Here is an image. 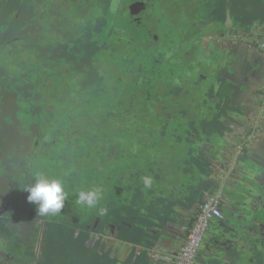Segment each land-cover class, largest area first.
Instances as JSON below:
<instances>
[{
  "label": "flooded vegetation",
  "instance_id": "af4514ba",
  "mask_svg": "<svg viewBox=\"0 0 264 264\" xmlns=\"http://www.w3.org/2000/svg\"><path fill=\"white\" fill-rule=\"evenodd\" d=\"M12 1L0 0V10ZM238 1L77 0L87 14L80 16L71 0H34L53 11L43 24L44 33L48 32L43 46L48 56L41 57V89L46 96L56 88L64 98L70 93L85 103L101 98L108 105L94 102L77 113L78 122L82 116L91 122L85 130L80 124L69 128L52 121L37 129L33 137L27 105L25 117L17 116L19 128L15 124L0 126V133H4L0 137L14 140L9 142L16 145L12 149L22 143L32 146L19 179L11 187L9 178H4L3 187L0 181V264H179L209 198H214L220 215L207 219L190 264H264V189L260 191L264 186L255 191L249 187L255 173L243 179L249 185L236 187L239 205L230 206L223 197L225 189H210V178L217 186L223 175L220 165L214 163L218 168L212 170L203 161L200 173L190 163L194 157L205 158L213 147L212 140L236 149L243 143L224 124L228 118L230 123H226L237 125L236 131L243 129L229 117L237 110L236 103L224 94V84L241 76L231 71L224 40L228 32L224 24L235 23ZM88 2L91 6L85 7ZM23 14L21 21L25 23L34 17V10L24 9ZM88 16V24H84ZM74 18L84 29L77 28ZM59 28L67 34L59 35V41L69 59L58 57L57 48L48 52L50 35ZM88 30L89 37L83 38L80 34ZM12 35L0 40V91H17L19 99L27 102L31 88L24 94V82L1 71L7 66L14 68V64L24 65L33 78V58L28 51L37 45L21 43L17 32ZM79 43L95 45V50L90 53L84 46L80 51ZM45 61L53 67L47 68ZM9 83L13 89L5 87ZM228 83L231 93L237 94L236 84ZM248 107L255 108L253 103ZM249 155L254 166L252 151ZM248 168L251 171L250 165ZM147 172L156 178L169 172L171 195L175 197V207L166 209L164 215L174 213L170 223L174 236L165 234L164 250L155 252L148 248L155 247L150 239L158 237L154 232L159 227L140 229L142 239L133 246L122 235L128 230L124 222L151 226L156 222L144 215L160 218L159 211L147 204L139 185ZM36 173L64 181L68 197L61 213L40 216L27 204L24 188ZM18 181L20 186L23 182L21 191L16 189ZM90 188L102 189L103 198L93 208L77 204L78 192ZM100 207H106L108 214L98 215ZM253 239L258 243L252 245Z\"/></svg>",
  "mask_w": 264,
  "mask_h": 264
},
{
  "label": "water",
  "instance_id": "95a60500",
  "mask_svg": "<svg viewBox=\"0 0 264 264\" xmlns=\"http://www.w3.org/2000/svg\"><path fill=\"white\" fill-rule=\"evenodd\" d=\"M228 17H230V11L228 10ZM256 22H253L252 25L245 26L241 21L239 24L234 22L227 21L224 24L225 29H228V32L224 35L225 45L229 48L228 56L231 59V71L233 74L239 73L241 76L237 75V78H230L228 82L236 84L235 91L239 92L237 94L231 93L233 88L230 83L226 82L224 84V94L229 99L233 100L236 103L235 113L231 117L234 121L239 123L240 126H243V129L236 131V127L224 122V124L231 127L243 141L242 145L236 149L230 147L229 145L225 146L221 142H212L213 147H210L207 153L204 154L205 158H191L195 155H190L188 157L191 160V164L196 166L201 173V164L204 162L208 163V167L212 170L217 169L218 167L214 164L217 163L221 167V173L223 174L220 178V181L217 182V186L214 183V178H210V189L217 187L219 190L225 189L224 199L229 201V205H237V200L239 190L236 188L239 184L248 182L243 181L245 177H250L251 172L255 173L253 177L252 185L249 187L254 190L260 189L264 186V29L259 25H255ZM246 40L248 43L243 42ZM254 43L255 52H251L250 44ZM260 42V47L257 48V44ZM233 50V51H231ZM246 92V93H244ZM248 103H253L255 108L248 107ZM238 115L239 117H236ZM244 117V118H243ZM234 145V143H231ZM197 146L200 147V144ZM193 146L192 149H194ZM202 149L206 150L201 146ZM250 151L254 154L252 165L251 157L249 155ZM197 156V155H196ZM250 165L251 171L248 168ZM248 174V176H246ZM146 175L151 176L153 179V184L150 188H145L143 182L141 181L139 185L143 190V197L146 200L148 205H152L154 210L159 211L160 218H154L149 215H144L143 218L149 221H155L156 224L149 226L146 223H135L130 224L124 222L128 230L125 231L122 235L125 237H134L137 234V231L140 229L144 231H150V228L153 226L159 227V230L154 232V235H158L154 240L150 239L151 243L155 244L154 248H148L153 252L157 250H164L162 238L165 234L173 237L171 235L174 233L175 228L170 224L172 222V217L174 213H170L167 217L164 215L167 214L166 209L169 207L174 208L175 204L173 201L175 197L171 195L172 186L169 172L164 173L156 178L154 175H149V172ZM227 183V185L225 184ZM239 188V187H238ZM132 189V187H130ZM264 188H261L260 191H263ZM255 191V190H254ZM239 205V204H238ZM137 218V216H133ZM162 218V219H161ZM118 231L113 235V238L118 237ZM140 237V236H139ZM129 245H135L132 241L124 240ZM119 242V241H118ZM124 242V244H125ZM258 241L253 239V244H257ZM122 248V247H121ZM123 249V248H122Z\"/></svg>",
  "mask_w": 264,
  "mask_h": 264
},
{
  "label": "rangeland",
  "instance_id": "374dc122",
  "mask_svg": "<svg viewBox=\"0 0 264 264\" xmlns=\"http://www.w3.org/2000/svg\"><path fill=\"white\" fill-rule=\"evenodd\" d=\"M19 1H21L22 3H19L18 0H13L12 3L9 4V6L5 10H0V13L4 12V15H0V40L10 38L11 36H13L12 34L14 32H17L18 35L20 36L19 41H21V43L26 44V42H29L30 44L37 45V47L31 49V51L30 50L28 51V53H31V56L33 58L30 64L31 65L30 68L32 72L33 68L41 69L42 68L41 64L44 65V63L41 61L42 55L43 57L48 56L46 53H44L46 52V48L43 47L44 37H45L44 34L46 33V32L44 33L43 24H44V20L47 19L48 13H52L53 11L50 9V6L38 5L41 3H35L34 0H19ZM41 1L45 2L47 0H41ZM71 1L74 3L72 8L77 15L80 16L87 15L86 13H83L84 6L79 5L77 0H71ZM30 3L33 4L32 8L31 6H29ZM90 6H91V2H88L86 3L85 7H90ZM24 9L26 10L29 9L30 11L31 9L34 10V17L31 20H26L25 23L24 21H21V18L22 19L25 18V15L23 14ZM21 12L23 15L19 17L18 15L21 14ZM74 21L75 23H78L77 28L81 27L84 29V24H88L89 16H88V20L84 21V24L82 22H78L76 18H74ZM30 29L32 30V33H30ZM64 33H65L64 29L59 28L57 33L55 31L53 34L50 35V40L48 42L49 44L48 52L49 54H51L53 50L57 48L58 57L63 56V58L69 59L67 53L64 54V52L66 51L65 48L62 47V45L64 44L62 43V41L61 42L59 41V39L61 38L59 37V35L60 36L67 35L66 33L65 34ZM46 34L48 35V32ZM89 34H90V30H88L87 32H83L80 35H83V38H86L89 37ZM80 35L79 38L81 41L82 38L80 37ZM84 46L87 47L86 45L79 43L78 47L80 48V51L84 50ZM87 48L90 49V53H91L95 50V45L90 44V47ZM62 52L64 55H62ZM45 64L47 68L53 67L51 63H47L46 61ZM14 65L20 66L19 64H14ZM16 66L14 68H10L11 71H15ZM26 67L28 68V66ZM42 71L43 70L41 69V72ZM2 85L3 84H0V86ZM5 87H10L11 89H13V84L9 83ZM13 91L11 90H7L5 92L0 91V126L6 125L7 127L10 128L12 127V125L15 124V128H19L20 126L18 125L19 121H17V116L20 115L21 117H25L26 114L25 108L26 105H28V102L21 101L19 99V95H21V93H18L17 91L14 92ZM14 105H16L15 108ZM31 124L34 125L32 129V134L34 137L40 123L34 119V122ZM2 134L4 133H0V135ZM3 141L7 142L6 143L7 146L5 145L3 147L1 146ZM9 142H14V140L6 137L4 138L0 137V146L3 148L2 150H0V181L2 184L1 187H3L4 178H9V183L11 182L9 184L10 187L12 186L13 182H16V180L19 179L20 171L21 169H23V161L25 160V158H28L31 154L29 153V150L31 149L32 146L29 147L28 145L22 143L19 144L17 148L14 150L12 148L16 147V145L14 143L10 144ZM14 156L17 158L15 159ZM19 182L20 181L17 182L16 189H20L21 191V188H23V182H22V186L19 185ZM27 204H29L32 210L35 208L37 209V205L35 203H31L27 200ZM25 209H29V207L26 206Z\"/></svg>",
  "mask_w": 264,
  "mask_h": 264
},
{
  "label": "trees",
  "instance_id": "16d2710c",
  "mask_svg": "<svg viewBox=\"0 0 264 264\" xmlns=\"http://www.w3.org/2000/svg\"><path fill=\"white\" fill-rule=\"evenodd\" d=\"M7 65L8 61H4ZM2 74L5 73L7 76H16L21 79L23 84L24 94L31 88L32 95L28 97V107H30V114H28V122H34L37 120L40 124L38 130L45 123H50L53 121L54 125L62 124L67 125L69 128L80 124V126L85 130L86 125H90L91 122L87 116H82L80 122H78V112L90 108L94 102H98V106L103 104L107 107L108 103L101 98H92L89 102H83L80 96H75L74 94H68L66 98L62 97L58 93V89L53 88L49 96H46L44 91L41 89L42 82V72L38 69V72L32 71L31 75L33 78H29L30 73H27L26 67L24 65L18 66L15 71H11L7 66L1 71ZM55 87H57V81L55 82ZM28 93H26L27 95ZM100 94V93H99ZM101 103V104H100ZM90 112V111H89ZM88 112V113H89ZM35 116V117H34ZM86 119V121H85ZM73 140V135L71 134V141ZM56 153V152H55ZM53 152V155L55 154Z\"/></svg>",
  "mask_w": 264,
  "mask_h": 264
},
{
  "label": "clouds",
  "instance_id": "9594fccd",
  "mask_svg": "<svg viewBox=\"0 0 264 264\" xmlns=\"http://www.w3.org/2000/svg\"><path fill=\"white\" fill-rule=\"evenodd\" d=\"M145 188H150L153 184L151 176L142 177ZM29 194L27 200L37 205V213L40 216H54L61 213L68 193L65 190L64 181L59 177H50L46 173H36L34 179L24 188ZM103 198V190L100 188H90L80 190L76 203L87 208L95 207ZM108 214L106 207L98 209V215Z\"/></svg>",
  "mask_w": 264,
  "mask_h": 264
},
{
  "label": "crops",
  "instance_id": "0c3cea01",
  "mask_svg": "<svg viewBox=\"0 0 264 264\" xmlns=\"http://www.w3.org/2000/svg\"><path fill=\"white\" fill-rule=\"evenodd\" d=\"M241 21L245 26L249 27L253 22H256L255 25H259V22H262L263 24L260 25L264 29V0H239L238 4L236 5L235 23L239 24ZM243 42L248 43L246 40H243ZM254 43L255 41H252V44H250L251 52H255ZM256 44L257 48H259L261 45L260 42ZM227 119L228 118H226L225 121L230 123V121ZM140 239H142V234L140 231H137L136 236L129 238V241L140 243Z\"/></svg>",
  "mask_w": 264,
  "mask_h": 264
},
{
  "label": "built area",
  "instance_id": "2783aa9c",
  "mask_svg": "<svg viewBox=\"0 0 264 264\" xmlns=\"http://www.w3.org/2000/svg\"><path fill=\"white\" fill-rule=\"evenodd\" d=\"M215 215H220V211L217 208L216 203L214 202V198H209L203 205L202 213L199 220L195 223L191 230L188 242L180 255L181 260L179 264H190V261L192 260L198 243L200 241L201 232L206 224L207 219Z\"/></svg>",
  "mask_w": 264,
  "mask_h": 264
}]
</instances>
